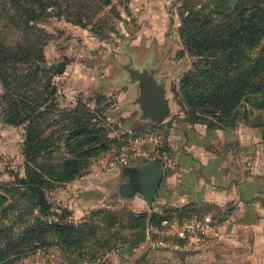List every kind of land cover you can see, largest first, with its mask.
I'll use <instances>...</instances> for the list:
<instances>
[{"label": "rangeland", "instance_id": "374dc122", "mask_svg": "<svg viewBox=\"0 0 264 264\" xmlns=\"http://www.w3.org/2000/svg\"><path fill=\"white\" fill-rule=\"evenodd\" d=\"M43 1L39 9L28 0L39 16L22 25L12 21L21 8L0 0V194L5 197L0 199V264H86L120 245L150 241L153 228L164 221L158 224L153 213L162 198L149 206L131 191L138 190L135 169L157 154L163 165L169 163L176 146L169 137L197 142L205 122L215 119L209 110L214 106L208 103L214 95L209 74L181 36L183 18L192 11L210 44L238 36L242 8L249 12L256 5L261 12L256 13L264 15V0ZM213 32L218 35L211 38ZM234 47L232 40L224 44L225 50ZM247 53L249 60L238 64V58L222 69L229 102L224 113L227 120L234 115L237 126H248L257 138L250 144H229L235 164L250 167L253 160L258 168L264 165L259 139L264 109L252 105L249 71L254 57L264 56V37ZM129 57L137 67H158L157 75L165 79L171 113L157 124L140 121L138 106L131 104L136 89L125 82L126 72L119 65ZM59 62H65L62 72L55 70ZM236 65L244 69L233 85ZM37 109L43 112L30 130L43 141L36 153V139L28 146L25 142L28 121H6ZM145 129L148 136L140 147L149 146L152 131L160 141L142 163L132 157V140ZM214 144L207 143L211 148ZM27 170L42 172L47 207L28 188L11 189Z\"/></svg>", "mask_w": 264, "mask_h": 264}, {"label": "crops", "instance_id": "0c3cea01", "mask_svg": "<svg viewBox=\"0 0 264 264\" xmlns=\"http://www.w3.org/2000/svg\"><path fill=\"white\" fill-rule=\"evenodd\" d=\"M241 126L204 128L193 143H187L184 136L169 137L176 146L169 163L162 164L155 197L162 199L156 210L166 205L188 208L190 215L179 219L205 222L199 241L181 239L177 249L152 247L149 240L123 244L86 264H264V165L256 168L251 160L250 167L240 168L228 149L234 142L257 140L255 132ZM263 136L262 132L261 141ZM208 142L215 146L208 147ZM174 218H178L177 212L168 219Z\"/></svg>", "mask_w": 264, "mask_h": 264}, {"label": "trees", "instance_id": "16d2710c", "mask_svg": "<svg viewBox=\"0 0 264 264\" xmlns=\"http://www.w3.org/2000/svg\"><path fill=\"white\" fill-rule=\"evenodd\" d=\"M9 4H11L13 7L21 8V14L15 15L16 17L12 19V21L15 24H22V25H29V22H33L34 19H38L39 13H35L31 7H29L28 0H7ZM26 2V3H25ZM31 3L37 4L39 6V9H42L45 5V2L43 0H30ZM253 10H250L248 12V9L245 7L242 8L240 13V23L242 22L243 25L238 30L236 37L229 38L227 40H219L214 41L210 44H208L206 41L208 38L204 36L207 32L206 30H202V24H200L202 21H199L198 18L192 11L186 14V16L182 20V26L180 27V33L182 38L185 41V44L191 52V54L196 55L197 57H200L202 61V66L207 68V71L209 75H206L207 80L209 78L208 86H211V90H214V95L210 100H208V103L210 102L213 104V108H210L209 110L212 113V117H215V119L212 121L205 122V126L207 125L206 129L208 130H214V129H234L237 126V120L236 117H231L230 120H227L226 113H224V110L226 108V105L228 100L225 99V91H223V86L226 84L224 82V77L226 75L224 74V64L225 63H231L233 61H237L238 58H240L238 64H242L243 60L244 62L249 60V54L247 53V49L256 48L262 38L264 37V15H259L258 13H261L259 11V7H256V5H253ZM256 9L258 10V13H256ZM216 17V14H213ZM32 17V18H31ZM212 22L216 21L215 18H211ZM32 20V21H31ZM213 35L210 36L215 37L218 35L217 32H213ZM229 35V34H228ZM221 37H223V32L221 33ZM235 42V47L233 49L225 50L224 44L228 43L229 41ZM219 42V44L217 43ZM224 59V63H222V60ZM244 69V66L242 65H236L232 67L233 75L231 76L230 84L235 83L238 79V75L241 74V70ZM250 76L253 79V86L255 93L253 99H252V105L254 108L258 109H264V56L259 55L257 57H254L253 61H251ZM195 75V74H194ZM4 75L0 78H3ZM190 77H187L186 79H189ZM213 87V88H212ZM182 95L185 93L184 90L182 92L176 91L177 95ZM212 95V93L208 94ZM197 96H201L200 94ZM241 98V94L239 93L236 97L235 103H238V101ZM206 103V102H204ZM201 108V107H198ZM193 111V116L196 114L195 109ZM43 110L37 109L35 112L32 113H24L22 115L15 114L14 116H9L10 118L6 121L8 124L13 125H22L25 121H28V124L25 127V133L28 134L25 142L27 143V146L30 145V142L34 141V144L32 145V148H36L37 152L41 151V148L39 145H41V142L43 141V138L36 135L34 132L30 130V126L32 127L37 123V118L39 119V116L42 114ZM229 123V125H228ZM25 125V124H24ZM264 131V128H263ZM32 134V135H31ZM31 135V137H30ZM264 135V132H263ZM263 143H264V136ZM25 143V144H26ZM31 148V149H32ZM29 149H27L28 151ZM28 154V152H27ZM39 154V153H38ZM37 154V155H38ZM42 172H38L37 170H27V175L24 178H21L18 180V187H12V190H17L18 192H21L22 190L33 191L34 195L37 196V202L41 207H47V200L44 197L43 192V186L46 183V180L44 176L41 174ZM43 183V185H42ZM7 192H9L10 188L6 186ZM25 193V192H23ZM5 199V197L0 194V199ZM195 210V209H193ZM177 212L178 218L185 217L190 215L188 212V208L186 210L185 206H181L179 208L171 207V208H164L159 211L155 210L153 211L155 217H157L158 224L161 223V221L168 219L172 217L173 213ZM143 218V215H142ZM140 224H137L136 227H139ZM138 243L142 242L143 239H138ZM136 243V244H138ZM135 244V245H136ZM134 245V244H130Z\"/></svg>", "mask_w": 264, "mask_h": 264}, {"label": "water", "instance_id": "95a60500", "mask_svg": "<svg viewBox=\"0 0 264 264\" xmlns=\"http://www.w3.org/2000/svg\"><path fill=\"white\" fill-rule=\"evenodd\" d=\"M126 72V83L133 84L136 95L131 104L137 105L140 111V121L157 124L163 121L171 113L170 98L167 95V87L164 78L157 75L158 67L144 65L137 67L129 57L126 63H119ZM65 62H59L55 70L62 72ZM136 187L131 191L138 197L144 198L150 206L153 204L157 191L161 185L163 165L160 157H155L150 162L135 169Z\"/></svg>", "mask_w": 264, "mask_h": 264}, {"label": "built area", "instance_id": "2783aa9c", "mask_svg": "<svg viewBox=\"0 0 264 264\" xmlns=\"http://www.w3.org/2000/svg\"><path fill=\"white\" fill-rule=\"evenodd\" d=\"M144 135L132 140L134 151L132 157H136L140 162H148L154 148L157 147L160 141V135L157 132L150 133L151 141L149 146L140 147L146 142L144 136H148V130H144ZM142 133V134H143ZM205 222H201L196 218L164 220L161 227L153 228L154 237L150 239L152 247H162L164 249H177L181 246V239H192L199 241V232L205 227Z\"/></svg>", "mask_w": 264, "mask_h": 264}]
</instances>
